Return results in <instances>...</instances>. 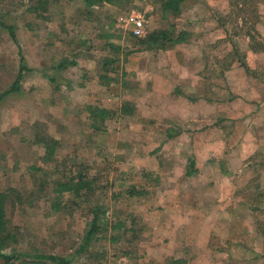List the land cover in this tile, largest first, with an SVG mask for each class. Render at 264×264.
Instances as JSON below:
<instances>
[{
	"label": "rangeland",
	"instance_id": "obj_1",
	"mask_svg": "<svg viewBox=\"0 0 264 264\" xmlns=\"http://www.w3.org/2000/svg\"><path fill=\"white\" fill-rule=\"evenodd\" d=\"M159 1L0 0V94L24 65L0 101L4 252L18 255L0 264H264V0H183L177 18ZM132 10L186 42L134 44ZM90 104L115 113L94 129ZM80 170L89 190H51ZM94 206L104 230L75 253Z\"/></svg>",
	"mask_w": 264,
	"mask_h": 264
},
{
	"label": "trees",
	"instance_id": "obj_2",
	"mask_svg": "<svg viewBox=\"0 0 264 264\" xmlns=\"http://www.w3.org/2000/svg\"><path fill=\"white\" fill-rule=\"evenodd\" d=\"M84 6L87 8L88 6H91L95 3L99 2H110L111 0H80ZM183 0H160L159 1V9L170 11L173 18H177L181 14V6H182ZM9 34L12 38H14V32L12 27L8 26ZM131 34V33H130ZM136 41H134V44H138L141 46V48L145 49H151V50H157V49H163L165 47H168V43L176 44V43H183L187 40V32L186 31H178L174 32L173 28H156L151 30L150 32H147L145 36L143 37H136ZM109 48L117 49L116 45H113L111 43H107ZM21 60V58H20ZM112 62V59L107 58H101V66L103 67L104 71L107 72V67L110 66ZM65 61L61 60L57 62L55 65H53V68L60 70L64 67ZM24 68V65L20 63V66L18 68L17 74L10 85V87L2 92L0 94V101L7 95L13 94V93H19L20 92V78L22 75L21 69ZM104 74H99V76H102V78L106 79L104 77ZM108 79V78H107ZM88 109V116L91 119L90 125L94 129H99L100 124L111 114L115 113V110L113 109H107L102 106L93 105L90 104L87 107ZM120 111L123 113L129 112L128 107L126 105H122L120 107ZM98 120V121H97ZM170 134L166 133V137H169ZM34 142L41 144L44 149L47 156L52 157L54 156V144L55 141L51 138H48L46 135H39L34 138ZM193 158V157H192ZM190 160L191 166H194L195 158ZM188 174H191V172H187ZM90 181L87 178V174L83 173L81 170L78 171L75 174L70 175L69 177H66L63 180H57L56 182H53V187L51 190L56 193V195L61 194L62 192H70L75 196H79L82 190H89L90 187L88 185ZM134 189L132 187L127 189V194L131 196L134 194ZM136 194L139 193L136 191ZM6 199V193L3 191H0V261L4 263H8L9 261H12L16 258H18V255H15L13 253H5L4 250L12 244V242L15 241L14 234L8 228L7 219L5 218V210H4V203ZM91 220L89 229L85 232V234L82 237V241L79 244L78 248L75 253L81 252L84 250V248L90 243V241L97 236L98 232H101L104 230L102 219L98 216L100 210L97 206H94L91 209ZM122 224L119 223L117 226H121ZM34 260L37 261H48L52 264H70V261L72 259L71 256H62V255H54V254H33L31 255ZM185 261L183 259H171L169 261L170 264H180L184 263Z\"/></svg>",
	"mask_w": 264,
	"mask_h": 264
},
{
	"label": "built area",
	"instance_id": "obj_3",
	"mask_svg": "<svg viewBox=\"0 0 264 264\" xmlns=\"http://www.w3.org/2000/svg\"><path fill=\"white\" fill-rule=\"evenodd\" d=\"M120 21L122 22L121 27L124 29H128L129 32L134 36L142 37L147 33V21L144 15L137 11H129L120 19Z\"/></svg>",
	"mask_w": 264,
	"mask_h": 264
},
{
	"label": "crops",
	"instance_id": "obj_4",
	"mask_svg": "<svg viewBox=\"0 0 264 264\" xmlns=\"http://www.w3.org/2000/svg\"><path fill=\"white\" fill-rule=\"evenodd\" d=\"M208 146H211L210 144L208 145ZM209 148H211V147H209ZM211 150V149H210ZM216 160H218V159H214V158H209V161H208V163H209V165L210 164H213L214 162H216ZM220 161V160H219ZM219 161H217V162H219ZM216 162V163H217ZM219 164H220V162H219ZM221 165H222V163H221ZM221 170V173H223V174H221V177L220 176H217L216 177V181H229V174L227 173V171L225 170V169H220ZM183 260H185V258L183 259ZM187 261V260H186Z\"/></svg>",
	"mask_w": 264,
	"mask_h": 264
}]
</instances>
